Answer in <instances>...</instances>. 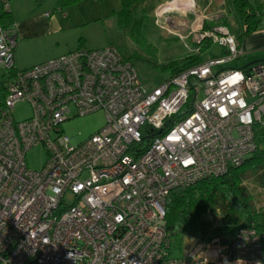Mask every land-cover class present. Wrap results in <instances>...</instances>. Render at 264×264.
Segmentation results:
<instances>
[{"label": "built area", "instance_id": "obj_1", "mask_svg": "<svg viewBox=\"0 0 264 264\" xmlns=\"http://www.w3.org/2000/svg\"><path fill=\"white\" fill-rule=\"evenodd\" d=\"M0 3L7 13L9 0ZM166 20L168 33L198 46L185 44L191 55L205 41L225 54L146 88L113 46L17 70L16 29L0 24V69L8 73L0 104V264H264L253 227L209 241L186 237L180 256L170 255L169 193L225 176L258 149L264 63L226 69L241 54L226 27H190L182 36ZM191 94L189 113L177 118ZM23 103L29 116L17 120L13 110ZM95 112L106 121L99 132L81 142L64 134L70 118ZM37 146L46 162L34 171L25 156Z\"/></svg>", "mask_w": 264, "mask_h": 264}, {"label": "rangeland", "instance_id": "obj_2", "mask_svg": "<svg viewBox=\"0 0 264 264\" xmlns=\"http://www.w3.org/2000/svg\"><path fill=\"white\" fill-rule=\"evenodd\" d=\"M12 1L14 0H9L11 7ZM54 1L49 0L41 4V7H47ZM121 1L80 0L68 7L61 8L66 14H70L74 21L78 22V27H74L68 30L66 34L61 35V42L75 45H78L79 42H84V48L87 50H98L113 46L131 62L138 73L141 83L146 88L159 86L170 77V73L162 70L161 67L191 55L185 44L190 49H195L198 46L193 44L190 39L182 40L168 33L165 28L167 27L166 22L162 18L158 19L155 13H153L154 2L151 0H147L145 3V10L143 15L141 14L142 22L139 30L133 33L124 31L118 26L116 21V14L121 9ZM248 2L251 3L253 0H248ZM45 10L48 12L52 11L50 7H47ZM228 27L233 37L241 33L240 21L233 10L228 17ZM205 42L202 43L201 48L204 47ZM208 42L211 43L210 41ZM52 45L53 47H49L48 51L57 52L56 50L59 46H56V38H53ZM210 47V50L208 48L201 51L203 59L210 58L218 52V46L210 45ZM62 49H64L63 45H61ZM35 50V53L32 51V54L35 55H31V58L28 60L29 63L44 56V52H48L41 51L38 48ZM19 55L20 52L17 51V58ZM32 66L21 67L19 62H15L17 70L27 69ZM7 80L8 73L0 69V98ZM201 97L202 95H200ZM29 113V107L24 103L17 105L13 110V114L17 120L27 118ZM105 124L103 112H95L84 117L70 118L63 124L62 130L67 137L81 142L99 132L105 127ZM254 131L257 147L264 149V125L255 126ZM25 159L29 169L39 171L45 165L46 154L41 146H37L26 153ZM242 185L248 194L251 195L254 208L256 210H264V186H261L256 177L250 173L244 175ZM66 198L68 202L72 201L71 196H67ZM218 224L214 225L218 226Z\"/></svg>", "mask_w": 264, "mask_h": 264}, {"label": "trees", "instance_id": "obj_3", "mask_svg": "<svg viewBox=\"0 0 264 264\" xmlns=\"http://www.w3.org/2000/svg\"><path fill=\"white\" fill-rule=\"evenodd\" d=\"M49 0H35L39 5ZM60 8L68 7L80 0H57ZM147 0H122L121 9L116 14V21L124 31L137 32L141 25ZM234 11L243 24L244 37L254 32L264 13L261 5L254 9L247 0H231ZM2 9V8H1ZM140 14V15H139ZM10 14L1 12L0 24L9 19ZM209 24L205 29L209 28ZM238 45V43H237ZM210 48V43H204L200 54L189 55L179 61L171 62L163 67L173 77L186 69L203 62L201 51ZM2 89L0 104L4 97ZM192 94L186 107L177 118L189 113ZM255 176L261 186H264V149H257L244 160L241 166L230 169L225 176L202 180L185 189L171 191L164 207L166 230L170 236V255L177 257L182 252V243L186 237H194L200 241H209L214 236H231L237 227H253L260 237L264 248V210H256L252 197L242 185L245 174ZM230 177V181L226 178ZM207 218L206 220H204ZM219 223L218 226L214 224Z\"/></svg>", "mask_w": 264, "mask_h": 264}, {"label": "crops", "instance_id": "obj_4", "mask_svg": "<svg viewBox=\"0 0 264 264\" xmlns=\"http://www.w3.org/2000/svg\"><path fill=\"white\" fill-rule=\"evenodd\" d=\"M151 1L154 2L152 11L155 15H157L156 13H159L160 8L168 7V9L165 10L162 19L165 22L167 21L166 19H172L174 26L177 25L175 28L177 27V30L182 36L189 34L190 27L200 33L202 30L208 31L214 26L222 25L229 31L228 17L231 11H234L231 0ZM262 4H264V1L262 0L250 3L254 9ZM11 5L12 7L9 4L7 12L10 14V17L4 22V25H13L16 29L17 45L15 48L14 61L19 62L21 67H28L31 65L36 66L40 63L60 57L80 48H84V42H79L78 45L61 42V35L66 34L68 30L74 27H78V22L74 21L70 14H66L64 10H61L58 1L55 0L47 6L52 9L51 12L46 11L45 9L47 7H41V5L37 4L35 0H14ZM1 8L2 5L0 3V15L3 11ZM208 24L210 25L209 28L205 29V26ZM240 24L242 33L244 27L241 21ZM241 33L234 37L236 43H238L237 47L240 49L241 54L235 60L226 64L224 66L226 69L244 71L254 64L264 63V17L261 18V21L254 32L244 37H240ZM53 38H56V46H59L56 50L57 52L48 51L49 47H53ZM61 45L64 46V49L62 50ZM210 45L216 44L210 43ZM36 48L48 52H44V56L29 63L28 60L31 58V55H35L32 54V51L35 53ZM17 51L20 52L18 58ZM224 54V49L218 46V52L210 58L222 56Z\"/></svg>", "mask_w": 264, "mask_h": 264}, {"label": "water", "instance_id": "obj_5", "mask_svg": "<svg viewBox=\"0 0 264 264\" xmlns=\"http://www.w3.org/2000/svg\"><path fill=\"white\" fill-rule=\"evenodd\" d=\"M226 180H227V181H230V177H227Z\"/></svg>", "mask_w": 264, "mask_h": 264}, {"label": "clouds", "instance_id": "obj_6", "mask_svg": "<svg viewBox=\"0 0 264 264\" xmlns=\"http://www.w3.org/2000/svg\"><path fill=\"white\" fill-rule=\"evenodd\" d=\"M237 264H238V262H237Z\"/></svg>", "mask_w": 264, "mask_h": 264}]
</instances>
